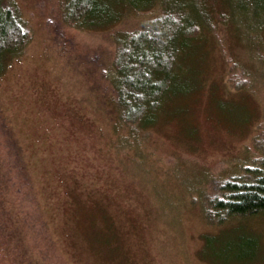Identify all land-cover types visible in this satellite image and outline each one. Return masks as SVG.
Here are the masks:
<instances>
[{
  "label": "rangeland",
  "instance_id": "rangeland-1",
  "mask_svg": "<svg viewBox=\"0 0 264 264\" xmlns=\"http://www.w3.org/2000/svg\"><path fill=\"white\" fill-rule=\"evenodd\" d=\"M38 1L29 7L35 9L29 12L33 38L22 56L11 64L14 55L8 58L9 66L0 78V109L24 145L50 234L65 260L70 264L233 263L226 260L236 251H228L227 244L250 232L258 237L259 247L249 264H264V213L247 219L235 232L232 227L237 223L209 225L201 207L189 201L180 185L188 172L223 164L244 144L252 146L255 124L234 130L219 125L208 113L212 87L216 97L223 96L226 81L233 76L228 72L235 60L228 46L242 53L247 49L232 46L228 37L222 41L227 45L221 47L220 42L218 48L196 43L193 55L204 47L211 49L202 61L211 65L202 69L203 90L188 103L191 110L184 121L155 130L169 153L176 151L183 162L160 157L161 150L154 156L146 152L145 171L138 166L137 172L121 161L110 127L100 118L95 121L90 106L81 101V92L89 88L78 81L94 76L110 50H115L112 39L66 31L57 22L56 33L50 31L48 21H53L57 0ZM214 4L226 11L231 26L253 21L234 1ZM259 20L264 21V13ZM185 55L183 75L191 66L190 53ZM188 163L196 165L191 169ZM167 205L170 210L163 214ZM107 212L113 221L106 218L105 226L96 225L103 224Z\"/></svg>",
  "mask_w": 264,
  "mask_h": 264
},
{
  "label": "trees",
  "instance_id": "trees-1",
  "mask_svg": "<svg viewBox=\"0 0 264 264\" xmlns=\"http://www.w3.org/2000/svg\"><path fill=\"white\" fill-rule=\"evenodd\" d=\"M214 1L224 0H57L48 28L56 33L58 27L53 24L57 22L66 31L112 39L115 50H110L94 76L78 81L89 88L81 92V101L90 106L95 121L100 118L110 127L121 161L137 172L138 166L145 171L142 157L149 156L146 152L154 156L161 150L160 157L183 162L176 151L169 153L156 128L185 120L184 114L191 110L188 103L203 90L202 69L211 65L202 61L212 48L228 37L232 46L247 49L242 53L228 46L235 60L232 64L231 59L228 72L233 76L227 79L223 96L216 97L212 87L208 113L219 125L234 130L255 124L252 146L244 144L223 164L188 172L189 180L180 183L189 201L201 207L206 223H237L231 230L235 232L247 219L264 213V21L259 20L264 0H227L249 15L253 21L248 26L240 22L231 26L226 11ZM36 4L39 1L0 0V78L33 38L29 12L35 9L29 7ZM197 42L210 44L211 49L204 47L193 55ZM186 52L191 55V66L183 75ZM187 134L193 132L187 130ZM188 164L191 169L196 165ZM163 207L166 214L170 208ZM102 217L103 224L96 225L105 226L106 218L113 221L109 213ZM258 241L250 232L238 235L227 244L228 251L236 252L227 256L226 261L233 263L226 264H249ZM60 252L50 234L24 145L0 109V264H70Z\"/></svg>",
  "mask_w": 264,
  "mask_h": 264
}]
</instances>
